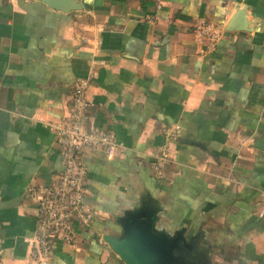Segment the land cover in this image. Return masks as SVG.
<instances>
[{
	"label": "crops",
	"instance_id": "crops-1",
	"mask_svg": "<svg viewBox=\"0 0 264 264\" xmlns=\"http://www.w3.org/2000/svg\"><path fill=\"white\" fill-rule=\"evenodd\" d=\"M59 1L77 9L0 0V264H124L105 237L141 207L191 264H264V0ZM83 81L89 127L116 143L84 158L97 220L35 260L26 192L62 172L49 125Z\"/></svg>",
	"mask_w": 264,
	"mask_h": 264
},
{
	"label": "built area",
	"instance_id": "built-area-1",
	"mask_svg": "<svg viewBox=\"0 0 264 264\" xmlns=\"http://www.w3.org/2000/svg\"><path fill=\"white\" fill-rule=\"evenodd\" d=\"M200 42L211 45L222 38L220 27L200 22L194 28ZM86 82L78 83L70 95L67 114L49 127L55 136L56 148L62 159V172L47 185L30 186L26 197L35 210L36 233L32 241L35 260L45 258L56 242L72 245L76 227L90 226L97 220L95 211L85 202L88 168L84 158L99 149L116 147L113 137L101 128L89 127ZM178 135V129L170 134ZM149 164L155 176L163 178L164 169L171 162L169 149L152 155Z\"/></svg>",
	"mask_w": 264,
	"mask_h": 264
},
{
	"label": "water",
	"instance_id": "water-1",
	"mask_svg": "<svg viewBox=\"0 0 264 264\" xmlns=\"http://www.w3.org/2000/svg\"><path fill=\"white\" fill-rule=\"evenodd\" d=\"M36 1L63 12L77 9L67 2L66 7L60 8L59 0ZM120 227L118 238L106 236L105 241L124 264H191L186 256L191 246L187 245L183 232L171 234L160 230L155 214L147 208L127 212Z\"/></svg>",
	"mask_w": 264,
	"mask_h": 264
}]
</instances>
